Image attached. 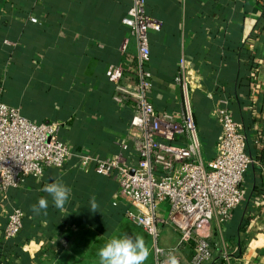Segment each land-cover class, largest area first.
I'll use <instances>...</instances> for the list:
<instances>
[{
  "label": "crops",
  "instance_id": "0c3cea01",
  "mask_svg": "<svg viewBox=\"0 0 264 264\" xmlns=\"http://www.w3.org/2000/svg\"><path fill=\"white\" fill-rule=\"evenodd\" d=\"M130 0H0V102L34 123H60L71 158L63 169L46 168L17 189L0 193V264H98V250L113 236H143L145 264H156L154 239L126 215L129 203L114 172L103 176L80 156L116 158L131 143L130 111L112 100L109 66L124 68L123 84L139 82L138 44L123 24ZM159 31L149 33L154 89L160 112L182 114L187 82L208 166L222 136L217 110L227 106L243 125L254 165L244 176L242 202L225 222L211 224L213 259L206 264H264V0H146ZM31 17H37L34 24ZM124 46H126L124 48ZM59 179L71 188L64 208L41 191ZM96 196L99 211L90 210ZM48 200L47 215L31 206ZM24 212L19 237L4 230L13 208ZM159 215L169 211L159 205ZM178 233L162 227L159 245L172 249ZM176 255L192 264L193 248Z\"/></svg>",
  "mask_w": 264,
  "mask_h": 264
},
{
  "label": "built area",
  "instance_id": "2783aa9c",
  "mask_svg": "<svg viewBox=\"0 0 264 264\" xmlns=\"http://www.w3.org/2000/svg\"><path fill=\"white\" fill-rule=\"evenodd\" d=\"M31 22L36 24L39 19L31 17ZM122 22L137 40L139 82L125 86L122 66H109L105 76L115 86L114 103L131 113L132 144L121 147L122 152L132 151L131 159L122 154L114 159L82 155L81 166L95 164L96 172L103 176L115 173L119 192L130 205L127 217L154 239L156 264H164L169 250L176 254L186 245L193 247L192 264H206L213 259L212 221L225 222L230 211L241 204L244 176L255 163L247 151L243 125L227 106L220 107L216 118L222 136L215 156L208 166L198 163L202 143L189 84L177 78L183 90L179 119L158 111L151 98L154 84L148 69L152 58L149 33L159 31L160 25L148 14L146 0H130ZM62 130L60 123H34L19 109L0 102V193L20 188L29 177L41 178L46 168L66 166L71 152L62 140ZM162 203L169 206L164 217L158 210ZM23 221V210L13 208L4 230L8 240L21 234ZM164 225L178 233L172 249L159 245Z\"/></svg>",
  "mask_w": 264,
  "mask_h": 264
},
{
  "label": "clouds",
  "instance_id": "9594fccd",
  "mask_svg": "<svg viewBox=\"0 0 264 264\" xmlns=\"http://www.w3.org/2000/svg\"><path fill=\"white\" fill-rule=\"evenodd\" d=\"M41 191L51 196L55 208L62 210L68 202L71 188L66 186L61 180L55 179L51 183H46ZM89 204L92 212L99 211L95 195L91 196ZM31 208L36 214H40L43 211V214L47 215L48 200L45 197H41ZM97 255L99 257L98 264H145L150 255V248L146 244L144 237L140 235L135 237L128 235L113 236L98 250ZM164 264H180L175 250L167 252Z\"/></svg>",
  "mask_w": 264,
  "mask_h": 264
},
{
  "label": "trees",
  "instance_id": "16d2710c",
  "mask_svg": "<svg viewBox=\"0 0 264 264\" xmlns=\"http://www.w3.org/2000/svg\"><path fill=\"white\" fill-rule=\"evenodd\" d=\"M155 105V104H154ZM194 119H195V117H194ZM195 122H196V120H195ZM196 125H197V123H196ZM198 127V126H197ZM62 135H63V131H62V134H61V137H62ZM201 143H202V141H201ZM19 237V236H18ZM15 240V239H14Z\"/></svg>",
  "mask_w": 264,
  "mask_h": 264
},
{
  "label": "rangeland",
  "instance_id": "374dc122",
  "mask_svg": "<svg viewBox=\"0 0 264 264\" xmlns=\"http://www.w3.org/2000/svg\"><path fill=\"white\" fill-rule=\"evenodd\" d=\"M192 247V246H191ZM193 248V247H192Z\"/></svg>",
  "mask_w": 264,
  "mask_h": 264
}]
</instances>
